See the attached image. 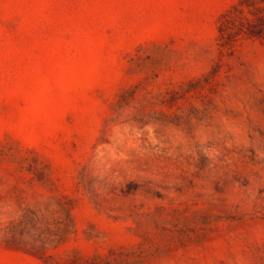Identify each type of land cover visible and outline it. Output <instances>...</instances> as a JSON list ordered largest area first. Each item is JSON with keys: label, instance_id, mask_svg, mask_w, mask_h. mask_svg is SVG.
<instances>
[{"label": "rangeland", "instance_id": "rangeland-1", "mask_svg": "<svg viewBox=\"0 0 264 264\" xmlns=\"http://www.w3.org/2000/svg\"><path fill=\"white\" fill-rule=\"evenodd\" d=\"M238 0H0V264H264V40Z\"/></svg>", "mask_w": 264, "mask_h": 264}, {"label": "trees", "instance_id": "trees-1", "mask_svg": "<svg viewBox=\"0 0 264 264\" xmlns=\"http://www.w3.org/2000/svg\"><path fill=\"white\" fill-rule=\"evenodd\" d=\"M219 46L231 48L239 40H264V0H238L222 14L217 26ZM99 258L90 263L101 264Z\"/></svg>", "mask_w": 264, "mask_h": 264}]
</instances>
